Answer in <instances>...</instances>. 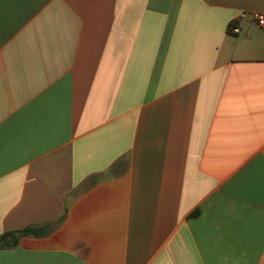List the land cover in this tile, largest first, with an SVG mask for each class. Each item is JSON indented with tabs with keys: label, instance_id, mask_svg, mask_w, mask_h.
Returning a JSON list of instances; mask_svg holds the SVG:
<instances>
[{
	"label": "crops",
	"instance_id": "1",
	"mask_svg": "<svg viewBox=\"0 0 264 264\" xmlns=\"http://www.w3.org/2000/svg\"><path fill=\"white\" fill-rule=\"evenodd\" d=\"M256 14L0 0V264H264Z\"/></svg>",
	"mask_w": 264,
	"mask_h": 264
},
{
	"label": "trees",
	"instance_id": "2",
	"mask_svg": "<svg viewBox=\"0 0 264 264\" xmlns=\"http://www.w3.org/2000/svg\"><path fill=\"white\" fill-rule=\"evenodd\" d=\"M40 229L25 228L19 231H10L0 235V249H11L17 246L18 239L23 235H40Z\"/></svg>",
	"mask_w": 264,
	"mask_h": 264
},
{
	"label": "built area",
	"instance_id": "3",
	"mask_svg": "<svg viewBox=\"0 0 264 264\" xmlns=\"http://www.w3.org/2000/svg\"><path fill=\"white\" fill-rule=\"evenodd\" d=\"M254 17H255L257 24L259 26H264V15L256 14ZM229 31H231L233 33H237L239 31V29L236 26H234L233 24H231V25H229Z\"/></svg>",
	"mask_w": 264,
	"mask_h": 264
}]
</instances>
